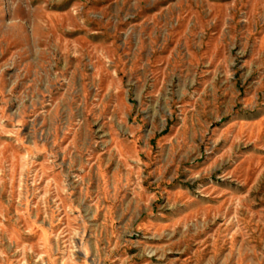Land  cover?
Listing matches in <instances>:
<instances>
[{"label": "rangeland", "instance_id": "rangeland-1", "mask_svg": "<svg viewBox=\"0 0 264 264\" xmlns=\"http://www.w3.org/2000/svg\"><path fill=\"white\" fill-rule=\"evenodd\" d=\"M0 264H264V0H0Z\"/></svg>", "mask_w": 264, "mask_h": 264}]
</instances>
